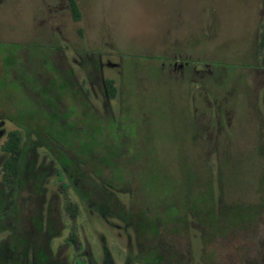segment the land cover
I'll return each mask as SVG.
<instances>
[{
    "label": "rangeland",
    "instance_id": "374dc122",
    "mask_svg": "<svg viewBox=\"0 0 264 264\" xmlns=\"http://www.w3.org/2000/svg\"><path fill=\"white\" fill-rule=\"evenodd\" d=\"M54 1L57 0H47ZM58 1L65 6V11L58 17L60 26L56 32L64 40H59L63 47L55 54V61L62 72L67 65L73 66L74 82L82 87L79 96L87 90L86 99L80 97L76 102H71V93L65 95L67 113L78 116V119L81 112L86 113V119L96 114H104L105 118L111 116L108 121L110 138L119 143L124 136L126 143L125 158L121 149L115 157L118 168L108 169L100 162L105 168L103 170L93 158L88 159L85 168L97 179L103 173L105 179H100V183L109 185L113 197H120L123 201L126 194L134 196L136 193L140 201L147 199L151 208L158 200L183 199L195 185L201 189V193L198 191L197 194L203 195L204 199L210 192V186L214 190L218 189V185L223 186L226 202L244 200L257 207L259 212L254 217L255 221L251 222V228L236 232L235 237L207 243L205 239L201 240L200 235L199 240L191 239L190 234L181 229L172 240L173 246L182 256L183 264H264V197L258 179L264 175V170L260 175L261 163L255 152L256 136L259 135V141L264 138L262 105L255 99L254 88L247 81H235V97L231 89L236 71L242 74L248 70L245 55L251 46V39L256 42L260 57L264 54V17H260L259 23L257 21L261 0H76L80 11L77 21L71 18L67 0ZM37 5L38 0H4L0 5L1 61L7 59L3 52L5 49L13 47L14 51L19 42L34 45L40 37L33 32L32 17ZM47 32L44 30L41 34L44 48L49 38ZM253 32L255 35L252 37ZM199 49L206 53L208 59L216 62L220 68L217 75L220 79L223 77V87L228 91L224 92L223 114L218 119L224 126L233 122L232 144L229 146L231 154L227 148L229 139H219L216 129L212 130L213 120L208 116L205 118L207 128H199L193 121L189 97L185 95L181 81H176L182 70L167 72V57L171 54L182 57L185 52ZM99 54H103V65L96 72L89 66L98 65ZM44 59L47 66V53ZM105 79L114 82L115 97L105 95ZM210 92L221 99V88L212 86ZM209 102L211 100L207 97L206 104ZM254 108L260 115L257 135ZM0 128L6 132L16 126L4 120ZM222 145L225 147L221 150ZM72 146H75L76 154L81 151L76 144ZM67 151L75 155L73 149ZM227 159L230 160L224 161ZM140 177L143 182L149 183L142 185ZM71 193L69 197L65 196L63 207L75 199ZM78 204L77 226L71 225L67 211L63 213V220L82 239L83 217L88 213L80 206L79 200ZM99 210L105 215L108 212L102 207ZM111 210L115 211V214L109 212L111 222L119 224L118 219L113 217L117 216L119 209L111 206ZM176 211H181L180 205ZM217 214L223 215L222 211ZM93 220L95 233H103L113 263L137 264L126 260V232L117 237L121 227H108L103 221ZM191 223L192 230L199 232L195 229L197 224ZM126 225L131 237L130 251L138 253L145 244L129 230L131 222H126ZM84 230L88 231L86 226ZM69 231L64 230V237Z\"/></svg>",
    "mask_w": 264,
    "mask_h": 264
},
{
    "label": "flooded vegetation",
    "instance_id": "af4514ba",
    "mask_svg": "<svg viewBox=\"0 0 264 264\" xmlns=\"http://www.w3.org/2000/svg\"><path fill=\"white\" fill-rule=\"evenodd\" d=\"M70 1L67 0L66 6L75 20ZM3 2L0 0V5ZM36 8L32 17L33 32L40 35V39L37 38L34 45L19 42L14 51L13 47L5 49L3 52L7 59L5 62L0 60V127L4 120L16 126L6 132L0 128V264H114L105 246L103 233H95L93 218L101 223L103 221L108 227H121L117 237L126 232L129 256L131 237L121 216L125 212L119 210V215H113L119 224L111 222L108 215L115 214V211L111 210L109 185H101L100 179L86 171L85 164L68 153L67 150L73 148L63 141L65 133L66 136L71 134L72 145L76 142V132L69 129L63 131L62 128L64 125L77 128L79 121L78 116L67 113L65 95L72 94L71 102L78 101L80 97L86 99L87 95V90H84L79 96L82 87L74 82L73 66L67 65L63 73L55 61V54L63 47L59 40H64V37L56 29L60 26L58 17L64 13L65 6L58 0H38ZM258 17L259 23L260 17H264V0L259 3ZM44 30H48L49 35L45 48L41 38ZM250 44L245 55L248 70L244 74L238 72L236 76L238 81H247L254 87L255 99L262 105L260 112L264 120V54L260 57L254 40L251 39ZM191 46L195 47V44ZM75 52L78 54L77 50ZM46 53L49 66L45 65ZM102 55H98L99 66L97 63L96 66H89L96 72L103 65ZM180 56L173 53L167 57V72L182 70L176 81H181L185 95L189 97L193 121L199 128H207V114L200 109V105L207 101L209 79L213 82L220 80L217 75L220 68L206 57L202 49ZM107 80L110 79L104 80L103 87L105 95L109 96ZM103 115L96 114L91 118L108 123L111 116L105 118ZM213 122L212 130L219 131V122ZM12 132H17L16 146L8 144ZM70 192L75 199L63 207L64 198L69 197ZM78 200L88 213L83 217L82 239L72 231V226H77ZM101 207L108 211L106 215L99 210ZM64 211L68 212L72 226L64 223ZM85 226L88 231L84 230ZM65 229L70 231L64 237ZM128 256L126 260L129 262Z\"/></svg>",
    "mask_w": 264,
    "mask_h": 264
},
{
    "label": "trees",
    "instance_id": "16d2710c",
    "mask_svg": "<svg viewBox=\"0 0 264 264\" xmlns=\"http://www.w3.org/2000/svg\"><path fill=\"white\" fill-rule=\"evenodd\" d=\"M70 2L73 18L75 20H78L80 18L78 5L74 0H71ZM233 66L235 67L236 64L233 63ZM223 76L225 75L223 74ZM237 78L238 77L236 76V74L233 75L231 82V89L233 90L232 94L234 97V86ZM106 84L109 95L115 97L116 87L114 85V82L112 80H107ZM250 85L251 84H249V86ZM212 86L221 88L222 97L220 100L214 97L213 94H211L210 88ZM224 92L228 91H226L223 87V77H221V79L216 82H213L211 79H209L207 83V97L209 100H211V102H209V104H201L200 109L205 114H207L209 119L212 118L213 121L217 120L219 122V125L217 126V128L219 127V131H217L218 136H220L219 139H221L222 137L229 139L227 148L229 149L228 152H230L231 154L229 146H231L232 144L233 122H229V126H227V124L224 126L219 119H216L215 115L216 113L217 118H219L220 114H223L222 107L225 103H223L222 99L225 97ZM247 104L248 103H246V105ZM256 108H258V105ZM256 108H254V111ZM81 113V118L78 121L77 128L75 126H63L64 131L69 129L70 132L71 130L76 132V142L74 144H76V146H79L81 148V151L78 154H76L77 152L75 153V146H72L71 144V134L68 136H66L65 133L63 134L64 143L68 144L70 148H73V152L80 163L85 164L88 162V159L93 158V160L98 161L96 162V164L101 167L103 164L105 167H108V169L118 168L115 162V157L119 155V150L121 149V151H123L122 154L124 155V158L126 155L124 149V146L126 144L124 141V136H122V138L119 140V143L113 141L112 138H110V133L108 130L109 125L107 122L105 123L103 122V120L91 118L90 116V118L86 119V116L84 115L86 113ZM254 116L256 118L254 120H256L255 129L257 135V120L259 122L260 115L255 111ZM90 120L94 121V123L92 124ZM222 128L223 130H220ZM258 136L259 135L256 136L255 152L257 155V159H259L261 163V175L262 170H264V138H260L259 141ZM17 140V132H12L8 144L16 146L18 145ZM224 147L225 146L222 145L220 146V149L222 150L224 149ZM97 157H99V160H97ZM229 160L227 159L224 161ZM100 162L102 164H99ZM102 168L103 170H105L104 167ZM207 172L209 173V171ZM98 178L105 179L103 173L100 174V176L98 175ZM258 179L259 181H261L260 187L262 189V196L264 197V175ZM139 181V183H141L142 185L149 183L143 182L142 177L139 178ZM122 182L123 184H126L124 181ZM122 182L118 183L122 184ZM222 187L223 186L218 185V189L214 190L213 187L210 186V192L204 199L203 195H200L201 192L199 190L201 189H199V187L195 185L190 188L188 196H183V199L178 197L176 199L179 200L175 201L158 200L154 204V208H151L150 204L147 202V199L140 201L138 195L135 196L136 193H134V196L129 195L130 193L126 194V201H122L120 197L115 198L111 196L110 204L112 208H115V210L119 209L121 212H125L124 215L121 214L122 218L124 217L127 223L131 222L132 225L130 226V229L132 230L133 234L137 238H141V241L145 244V247L141 248V250H138V253L129 254L128 259H130L131 263L183 264L182 256L179 255L172 243V240L175 238L178 231H181V229H183L182 231H185V234L189 233L190 235L188 236L191 239L196 238L199 240L200 235L201 240L205 239L204 241L207 243L209 241L212 242L213 240L220 241L221 239H225L227 237H235L236 232L240 233L247 227L251 228V222L255 221L254 217L255 215H258L259 212V210H257V207L252 205V203L246 202L244 200L226 202L224 200V191L222 190ZM193 191L196 193H193ZM198 191L200 192L199 194H197ZM182 200L183 203H181ZM179 205L181 206V211L177 212L176 208ZM218 211H222L223 215L221 216V214H217ZM191 222L197 224L199 229H195H197L199 232H196V230L194 229V231L192 230ZM221 223L222 225H220ZM196 239H194V241L199 242Z\"/></svg>",
    "mask_w": 264,
    "mask_h": 264
}]
</instances>
